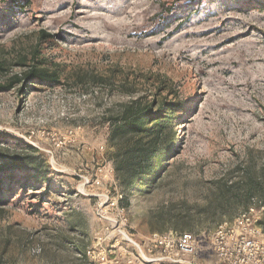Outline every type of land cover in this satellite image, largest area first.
<instances>
[{"label":"rangeland","instance_id":"374dc122","mask_svg":"<svg viewBox=\"0 0 264 264\" xmlns=\"http://www.w3.org/2000/svg\"><path fill=\"white\" fill-rule=\"evenodd\" d=\"M0 61L58 76L0 93V264H226L215 233L264 205V0H0ZM138 99L178 107L149 181L111 137Z\"/></svg>","mask_w":264,"mask_h":264},{"label":"trees","instance_id":"16d2710c","mask_svg":"<svg viewBox=\"0 0 264 264\" xmlns=\"http://www.w3.org/2000/svg\"><path fill=\"white\" fill-rule=\"evenodd\" d=\"M17 5L20 6L19 3ZM4 65V62L0 61V71L4 69ZM24 66L25 70L14 76L11 84L6 85V82H0V93L19 85L29 87L30 83L58 82V76L48 72L42 63L32 67ZM23 87H21V91H23ZM153 105L152 102L148 103L147 107L146 105L143 107L139 99L132 101L121 111L119 119L112 126L111 137L114 141L122 140L125 145L135 140L134 146L124 154L123 171L129 175L131 180H151L155 173L153 160L158 155L160 143L164 139L173 143L175 141L177 125L174 112L178 107L167 103L165 107L161 109L159 107L158 110ZM115 144L119 146V143ZM2 164L8 165L9 163H0V175L7 172ZM246 179V187L243 192L245 199L250 201L255 198L256 190L263 188L264 185L257 181L251 172L247 173Z\"/></svg>","mask_w":264,"mask_h":264},{"label":"built area","instance_id":"2783aa9c","mask_svg":"<svg viewBox=\"0 0 264 264\" xmlns=\"http://www.w3.org/2000/svg\"><path fill=\"white\" fill-rule=\"evenodd\" d=\"M250 207L235 219L230 226L225 224L215 233L213 248L219 259L226 264H264V245L260 241L261 229L257 226V211ZM161 245L174 242L178 255H194L199 248V239L193 233H182L176 240L155 235Z\"/></svg>","mask_w":264,"mask_h":264}]
</instances>
